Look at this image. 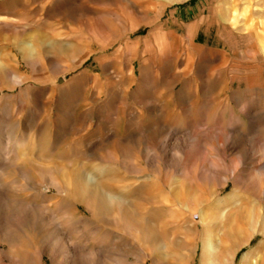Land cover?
Instances as JSON below:
<instances>
[{"label": "rangeland", "instance_id": "obj_1", "mask_svg": "<svg viewBox=\"0 0 264 264\" xmlns=\"http://www.w3.org/2000/svg\"><path fill=\"white\" fill-rule=\"evenodd\" d=\"M263 243L264 0H0V264Z\"/></svg>", "mask_w": 264, "mask_h": 264}, {"label": "bare ground", "instance_id": "obj_2", "mask_svg": "<svg viewBox=\"0 0 264 264\" xmlns=\"http://www.w3.org/2000/svg\"><path fill=\"white\" fill-rule=\"evenodd\" d=\"M220 124V123H219ZM217 125V124H216ZM219 126V125H218ZM222 126V125H221ZM216 130V129H215ZM222 130V129H221ZM217 131V130H216ZM218 131H219V129H218ZM221 132V131H220ZM202 152V153H201ZM198 159H200L201 161H202V163H204V164H210L211 166H213V167H216V168H219L220 167V163L219 162H217V161H209V159H208V156H207V154L206 153H203V149L199 146V145H197V149H196V151H195V157H193V159H192V162L194 161H196V160H198ZM238 166H239V163L237 162V161H233L231 164H229V167H228V169H229V171H231L233 174L237 171V169H238ZM208 242H211L212 240H211V238H208V240H207ZM264 244V243H263ZM260 249V248H259ZM256 250H258V249H256ZM259 251H261V249L259 250ZM258 253H260V252H258ZM258 255V254H257ZM256 255V256H257ZM252 258H254V257H252ZM253 260V259H252ZM247 264H251V263H247Z\"/></svg>", "mask_w": 264, "mask_h": 264}]
</instances>
